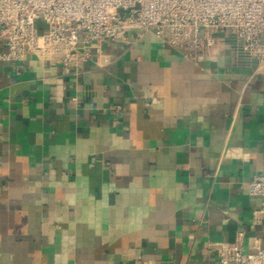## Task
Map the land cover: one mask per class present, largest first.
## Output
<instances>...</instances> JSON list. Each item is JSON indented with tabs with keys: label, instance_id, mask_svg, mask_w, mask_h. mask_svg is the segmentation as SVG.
<instances>
[{
	"label": "crops",
	"instance_id": "0c3cea01",
	"mask_svg": "<svg viewBox=\"0 0 264 264\" xmlns=\"http://www.w3.org/2000/svg\"><path fill=\"white\" fill-rule=\"evenodd\" d=\"M80 71L0 59V264H220L264 247V69L152 32ZM7 50L0 35V53Z\"/></svg>",
	"mask_w": 264,
	"mask_h": 264
},
{
	"label": "built area",
	"instance_id": "2783aa9c",
	"mask_svg": "<svg viewBox=\"0 0 264 264\" xmlns=\"http://www.w3.org/2000/svg\"><path fill=\"white\" fill-rule=\"evenodd\" d=\"M48 30L40 41L37 21ZM133 29L152 31L185 58H209L220 43H229L238 60L264 69V0H0V35L7 50L0 59L20 61L28 53L80 71L102 53L106 41L127 42ZM261 199L253 211L264 219V174L247 183ZM243 231L230 242L215 244L220 264H264V247L244 250Z\"/></svg>",
	"mask_w": 264,
	"mask_h": 264
},
{
	"label": "rangeland",
	"instance_id": "374dc122",
	"mask_svg": "<svg viewBox=\"0 0 264 264\" xmlns=\"http://www.w3.org/2000/svg\"><path fill=\"white\" fill-rule=\"evenodd\" d=\"M36 25L39 30L40 41H42L45 33L48 30V25L42 18L37 21Z\"/></svg>",
	"mask_w": 264,
	"mask_h": 264
}]
</instances>
